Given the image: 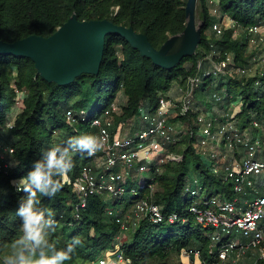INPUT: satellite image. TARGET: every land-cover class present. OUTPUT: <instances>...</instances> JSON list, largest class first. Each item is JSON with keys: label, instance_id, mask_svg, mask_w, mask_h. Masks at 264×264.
Wrapping results in <instances>:
<instances>
[{"label": "trees", "instance_id": "obj_1", "mask_svg": "<svg viewBox=\"0 0 264 264\" xmlns=\"http://www.w3.org/2000/svg\"><path fill=\"white\" fill-rule=\"evenodd\" d=\"M206 1L199 0L201 25L196 52L184 57L172 69L158 66L117 34L106 36L100 71L83 73L67 85L44 78L31 58L0 55V135L2 142H7L3 131L9 128L8 123L14 121L13 128H9L8 144L14 149L10 153L11 159L20 162L15 167H0V189L4 190L0 192V264L8 248L14 246V241L21 234V220L16 209L18 197L24 193L17 191L12 181L26 175L42 150L62 143L70 136L95 134L97 130L92 127V120L100 116L121 91L127 101L123 104L120 118L128 119L137 115L140 106L145 103L156 110L160 95L169 91L175 81L184 82L190 75L198 72L200 64L205 66V58L211 53L213 46L224 55L233 54L239 63L247 61V43L240 48L242 41L232 31H226L221 37L211 31V24L216 19L209 3L204 5ZM187 2L188 0H0V38L13 43L33 35L49 37L76 16L80 21L108 19L118 25L132 26L138 32L146 34L157 51H162L173 37L186 30ZM220 5L224 13L244 26L264 23V0H221ZM209 31L213 34L209 35ZM13 70H16V75ZM213 77L208 78L212 81ZM227 78L229 92L238 89L243 95V110L238 114L241 121H249L251 109L257 111L260 117L264 116V89L258 90L253 78ZM222 85L221 82L220 87ZM212 86L205 82L202 91L205 92ZM16 89L27 91L25 103L19 111ZM93 94L97 96L96 106L93 112L88 113L86 108ZM228 100L232 101L233 97L229 95ZM69 109H84L88 118L83 120L78 117L77 122L71 124L67 119ZM179 119L191 125L190 131L180 142L169 147L171 152L183 155V160L167 161L163 164L161 173L153 169L151 177L144 179L147 184L160 186L154 201L163 206L164 213H178L181 219L175 223L166 221L160 224L149 219L142 220L128 237L131 240L121 241V250L131 260V264H149L153 260L165 262L192 247L201 249L203 264L213 261V254L210 253L211 229L203 228L189 212L193 198L186 187L193 169L201 175V183L210 194L221 193L230 199L236 196L233 183L212 173L197 151L193 115L177 117L174 121ZM73 159L75 166L69 174L76 176L82 166L90 162L91 157L76 153ZM136 186L137 182H131L126 195L113 197L114 206L129 198L123 213L136 200L147 197L150 192L145 185L138 188V194L131 196L132 188ZM263 193L264 188L259 194ZM105 199V194L92 195L87 199V206L81 208L78 194L64 183L54 198H43L45 205L55 209L56 218L60 221L53 234L57 246L63 247L74 236H80L83 241L77 253L65 264H94L102 252L119 242L121 224L116 217L109 215L111 207ZM257 264H264V260L259 259Z\"/></svg>", "mask_w": 264, "mask_h": 264}, {"label": "built area", "instance_id": "obj_2", "mask_svg": "<svg viewBox=\"0 0 264 264\" xmlns=\"http://www.w3.org/2000/svg\"><path fill=\"white\" fill-rule=\"evenodd\" d=\"M220 1L208 0L217 17L211 31L218 37L228 30L234 36L247 33V61L239 63L233 54L224 55L213 46L205 58L208 68L200 64L198 72L179 82L174 92L162 93L156 110L145 103L137 115L123 119V104L116 98L91 122L97 130L95 134L105 137L103 146L90 155V162L82 166L79 174H68L63 179L80 197L81 208L87 206L92 195H126L131 182H137L131 193L138 194V188L145 185L150 190L147 197L135 201L132 210L123 213L109 208V215L117 218L122 231L119 242L102 252L94 264H109L111 256L131 264L121 250V241L142 220L160 224L181 219L178 213H164L163 206L154 201L155 185L147 184L143 175L153 169L161 173L167 161L183 160V155L171 152L169 145L180 142L191 128L189 123L174 119L190 115L197 151L212 173L233 183L236 194L233 199L221 193L203 196L201 180L195 181V188L187 184L186 190L193 198L189 212L203 228L211 229L210 253L214 259L210 264H246L247 258L251 260L249 264H257L259 259L264 260V193L259 194L264 188V116L249 111L250 119L243 123L228 97L215 92L205 101L197 95L210 76L253 78L256 88L264 89V23L244 26L223 12ZM213 90L212 86L205 92ZM26 96L27 91L16 89L17 111ZM78 117L88 118L84 109L67 111L71 124ZM13 126L14 121L8 123L10 129ZM8 151L13 153L14 149L9 147ZM201 253V249L192 247L184 249L179 257L181 263L185 259L190 261L182 264H203Z\"/></svg>", "mask_w": 264, "mask_h": 264}, {"label": "clouds", "instance_id": "obj_3", "mask_svg": "<svg viewBox=\"0 0 264 264\" xmlns=\"http://www.w3.org/2000/svg\"><path fill=\"white\" fill-rule=\"evenodd\" d=\"M104 139L92 133L70 136L42 150L26 175L13 179L16 190L24 193L18 197L16 209L21 234L12 250L3 257L2 264H65L73 258L83 241L80 236H74L63 247L57 246L53 234L60 221L55 209L45 205L43 198H54L60 192L63 179L75 166L74 154L93 155L103 146ZM19 163L10 161L9 166Z\"/></svg>", "mask_w": 264, "mask_h": 264}, {"label": "water", "instance_id": "obj_4", "mask_svg": "<svg viewBox=\"0 0 264 264\" xmlns=\"http://www.w3.org/2000/svg\"><path fill=\"white\" fill-rule=\"evenodd\" d=\"M197 3L198 0L187 2V27L183 33L186 36L185 43L172 56L162 55L165 48L157 51L148 36L132 26L118 25L108 19L80 21L76 16L49 37L33 35L13 43L5 42L0 38V55L31 58L44 78L67 85L83 73L100 71L106 36L117 34L139 49L144 56L151 58L158 66L172 69L180 64L184 57L196 52L200 40V28L198 31L196 21ZM192 35L196 38L194 44H191L190 40ZM77 50H81L84 57L80 64L73 66L71 55ZM55 66L67 68L69 72L62 78H55ZM1 96L0 84V98Z\"/></svg>", "mask_w": 264, "mask_h": 264}, {"label": "rangeland", "instance_id": "obj_5", "mask_svg": "<svg viewBox=\"0 0 264 264\" xmlns=\"http://www.w3.org/2000/svg\"><path fill=\"white\" fill-rule=\"evenodd\" d=\"M208 0L205 2L204 5H208ZM210 5V4H209ZM200 8H199V0H198V3H197V16H196V21H197V27H198V31H199V28H200V25H201V17H200ZM215 19H217V17H215ZM209 35H212L213 32L209 31L208 32ZM185 35L182 33L178 36H175L173 37L169 43L167 44V46L165 47V49L162 51V55L164 56H172L174 54H176L180 49H181V46L183 44V37ZM236 38H240L242 43L240 45V48L243 46V44H246L248 43V37H247V33H245L243 36H235ZM169 46V47H168ZM83 52L81 50H77L75 51L72 55H71V65L75 66L76 64H80L82 59H83ZM205 66L208 68V63L205 64ZM69 72V70L67 68H64V67H61V66H55V70H54V76L55 78H62L63 76H65L67 73ZM13 73L16 75V70H13ZM228 81L229 79L227 77L223 78L222 77H218V76H214L212 81L210 80V78H207L204 80V82H208L210 84L213 85V88H215V90L209 92H203L202 90H199L197 95L205 100V101H209V99L212 97L213 93H218L222 96H224L225 98H227L229 95L231 97H233V106H236L235 110H234V113L237 114L239 112H241V110H243V101H242V98H243V95L241 94V92L238 90V89H232L231 92H229V84H228ZM221 82L223 83V85L220 87V84ZM179 84V81H175L173 83V86L171 87V89L169 91H167L168 93L169 92H174L175 88L178 86ZM118 101H120L122 104H125L126 101H127V97L125 96V94L121 91L119 94H118ZM89 105L87 106V112H93L95 106H96V102H97V96H95L94 94L92 95V98H90V101H89ZM72 104V102L70 103ZM149 107L151 108V105L148 103ZM250 112H253V109L250 110ZM138 119V118H137ZM4 133V137L9 141L10 140V132H9V128H7L6 130L3 131ZM2 138V135H0V139ZM6 140V141H7ZM8 141L7 142H2V139L0 141V167H6L10 164V161H13L11 159V156H10V152L8 151L10 145L8 144ZM84 159V157H83ZM205 164V163H204ZM143 177L145 178H149L151 177V173H145L143 175ZM201 180V175L195 170L193 169L189 175V179L187 181V184L190 186V187H193L195 188L196 185H195V181L196 180ZM263 180H264V177H263ZM160 186L159 185H155V192L157 191H160ZM210 194V191L208 189H205L203 191V196H206V195H209ZM136 194L135 193H131V196H135ZM256 195H253L252 197H255ZM106 202L110 205L111 208H115L118 212L122 211L124 208H125V205L126 203L129 201V198L127 197L122 203L118 204L117 206H114L113 205V197H106ZM132 206H130L127 210H132ZM128 214V212H127ZM130 214V212H129ZM131 231L129 233H127L126 235L123 236V240H126L128 239V237L131 235ZM131 239L129 238L127 241H130ZM13 247H9L8 250L6 251L5 255L6 256L11 250H12ZM187 262H190L188 259H185L184 262L182 261V263H186ZM199 261V260H198ZM121 263V262H119ZM181 263V259L179 256H174L173 258L165 261V262H162V261H159V260H153L151 261L149 264H182ZM251 263V260L249 258H247L246 260V264H249ZM121 264H126V263H121Z\"/></svg>", "mask_w": 264, "mask_h": 264}, {"label": "crops", "instance_id": "obj_6", "mask_svg": "<svg viewBox=\"0 0 264 264\" xmlns=\"http://www.w3.org/2000/svg\"><path fill=\"white\" fill-rule=\"evenodd\" d=\"M109 264H121V263H119L118 261H116V259H115L114 256H111L110 259H109Z\"/></svg>", "mask_w": 264, "mask_h": 264}, {"label": "bare ground", "instance_id": "obj_7", "mask_svg": "<svg viewBox=\"0 0 264 264\" xmlns=\"http://www.w3.org/2000/svg\"><path fill=\"white\" fill-rule=\"evenodd\" d=\"M196 16H197V15H196ZM185 39H186V36L183 37V44L185 43ZM195 39H196L195 36L192 35V36H191V39H190V40H191V44H194V43H195ZM183 44H182V46H183ZM182 46H181V47H182ZM168 47H169V46H168Z\"/></svg>", "mask_w": 264, "mask_h": 264}]
</instances>
